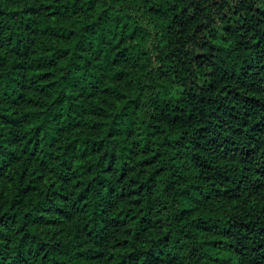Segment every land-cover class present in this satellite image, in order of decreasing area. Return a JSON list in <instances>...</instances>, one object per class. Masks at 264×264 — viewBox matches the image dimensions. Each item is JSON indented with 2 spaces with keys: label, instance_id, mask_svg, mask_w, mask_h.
Here are the masks:
<instances>
[{
  "label": "trees",
  "instance_id": "trees-1",
  "mask_svg": "<svg viewBox=\"0 0 264 264\" xmlns=\"http://www.w3.org/2000/svg\"><path fill=\"white\" fill-rule=\"evenodd\" d=\"M0 264H264V0H0Z\"/></svg>",
  "mask_w": 264,
  "mask_h": 264
}]
</instances>
